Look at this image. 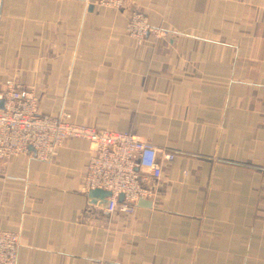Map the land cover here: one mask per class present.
Returning <instances> with one entry per match:
<instances>
[{
    "label": "crops",
    "instance_id": "0c3cea01",
    "mask_svg": "<svg viewBox=\"0 0 264 264\" xmlns=\"http://www.w3.org/2000/svg\"><path fill=\"white\" fill-rule=\"evenodd\" d=\"M133 11L158 36L130 37ZM12 78L42 113L175 153L131 213L89 204L85 140L0 158L16 264H264V0H0V93Z\"/></svg>",
    "mask_w": 264,
    "mask_h": 264
},
{
    "label": "built area",
    "instance_id": "2783aa9c",
    "mask_svg": "<svg viewBox=\"0 0 264 264\" xmlns=\"http://www.w3.org/2000/svg\"><path fill=\"white\" fill-rule=\"evenodd\" d=\"M83 1L86 7L94 4L119 10L132 0ZM125 32L139 43L148 34H159L141 11L132 12ZM0 102V158L26 154L51 162L57 160L59 148L66 140L87 141L90 157L82 189L86 195L92 190L106 191L108 197L102 209L108 213L117 208L131 213L141 199L151 198L153 191L145 184V179L157 181L163 165L175 156L169 150L160 153L157 147L128 130L100 131L61 115L42 113L33 85L17 83L13 78L6 80ZM121 194L123 200L119 202ZM20 245V231L0 228V263L16 264Z\"/></svg>",
    "mask_w": 264,
    "mask_h": 264
},
{
    "label": "water",
    "instance_id": "95a60500",
    "mask_svg": "<svg viewBox=\"0 0 264 264\" xmlns=\"http://www.w3.org/2000/svg\"><path fill=\"white\" fill-rule=\"evenodd\" d=\"M108 197V193L102 190H92L88 194V202L89 204L96 205L98 207H104L106 204V200ZM123 200V195H119L118 201L121 202ZM144 202L140 201L139 205ZM149 204V203H148Z\"/></svg>",
    "mask_w": 264,
    "mask_h": 264
}]
</instances>
